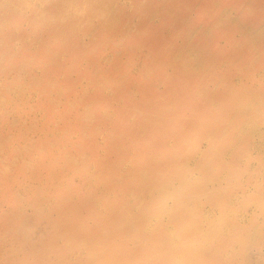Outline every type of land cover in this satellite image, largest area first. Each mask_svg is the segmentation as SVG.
Returning a JSON list of instances; mask_svg holds the SVG:
<instances>
[{"label": "bare ground", "instance_id": "bare-ground-1", "mask_svg": "<svg viewBox=\"0 0 264 264\" xmlns=\"http://www.w3.org/2000/svg\"><path fill=\"white\" fill-rule=\"evenodd\" d=\"M128 1L136 12L145 16L146 24L141 25L145 27L140 31L138 38L134 37L133 40L139 49L146 46L151 50L149 53L151 56L146 61V68L150 71L149 75L147 74V78L142 74L130 75L126 80L127 75L125 74L128 72L120 70L118 62L113 63V66L118 67L117 70L104 67L101 63L103 58H100L97 64L102 84L92 95L95 96V103L87 106L83 119L72 125L77 129L81 126L85 127L92 135L100 132L99 125H106L109 129L107 131L109 142L106 147H108L109 155L114 158L111 159V165L106 169L109 175L113 174L108 188L113 191L114 197L119 190V197L113 202L104 204L103 211L98 212L95 208L96 200L93 197L84 196L78 187L71 186L58 198L55 206L63 215L62 227L53 230L44 244L32 246L31 251L38 255V258L50 253L57 254L61 257L58 264H72L67 261L65 255L69 257L70 254L80 250L86 252L88 250V253L91 251L87 260L80 264H90V262L136 264L139 256L151 252L159 255L154 264L168 263L170 261L167 260L170 257L161 254L166 251L173 253L179 250L180 246L172 239L158 240L161 228L148 224L151 214L146 207L149 201L139 200L140 197L152 196L157 190L162 193L163 199L178 197L180 230L175 232L173 227L169 226L167 231H173L176 236L182 234L184 238L182 252L186 255V264H193L194 260L205 257L214 258L215 264H247L249 253L246 254V250H249L251 243L249 240L258 238L259 230L251 226L252 224H248L249 220L239 219L235 213L225 212L214 218L210 210L204 214L198 205L201 196L212 195L214 183H220L228 176L239 173V169L235 168L232 172L231 167H228L222 176L217 175L209 180L201 179L200 175L196 176V172L204 169V159H212L215 163L228 159L237 164L238 162L244 163L251 159L254 160V150L259 151L261 148L260 118L264 113V38L251 42L250 47L256 48L250 52L253 60L245 58L244 62L238 63L241 58L232 59L229 63L231 64L230 73L228 77H224L223 84L210 87L207 80H200V75L197 74L198 69L187 60L189 47L200 44L203 36L200 34L196 41H191L190 37L194 32L191 27L202 22V30L211 33H214V30L217 32L227 29L231 26V21L224 18L228 16L224 14L228 2L225 0L162 1L161 9L164 16L161 19L160 28H155L147 23L148 16L144 14V11L147 7H155L158 0ZM245 1L242 6H245V10L249 12L254 13L259 9H264V4H262L264 0ZM118 2L119 0H47L41 7L31 10L33 13L31 20L35 23L34 28L44 25L48 27L49 32L58 38L52 44L51 49L56 50L55 54L64 53L77 67L81 59L87 55V44L82 41L77 31L80 8L103 11V5L116 6ZM238 3L242 4L237 2L232 6L241 7ZM256 4L259 8L255 6ZM28 8L27 0H24L20 6L9 3L5 7L7 15L0 18V26L9 24V22L16 23L13 17L18 18V24L21 23V14ZM194 10L195 13L191 14ZM219 10L221 12L216 15ZM117 14L124 15V10L120 6L117 8ZM107 19L108 17L105 18ZM167 28L172 29L171 39L164 37ZM120 29L121 27H115L114 31L117 32ZM244 30H250V28ZM177 37L185 40V47H180L174 42ZM204 41L208 42L209 39L206 41L205 36ZM22 53L26 54V51ZM206 54H208L207 51ZM206 59L210 60V57ZM4 60L3 56L0 64L4 63ZM10 65L11 62H7V66ZM234 65L237 69L232 72ZM169 66L172 67L171 73L167 72ZM27 68L29 66H24V69ZM22 74H19V77ZM232 74L239 76L234 78L236 75ZM153 76L158 79L152 80ZM157 81L163 83L162 89L155 85ZM246 81L255 82V85L248 87L245 85ZM104 89L110 91V98L100 97L106 96ZM134 91L140 93L141 98L138 103H135L131 96ZM125 96H129V102L125 98L122 99L124 108L120 114L102 115L96 112L97 103L112 105L117 97ZM127 104L140 111L139 116L142 119L136 122L138 127L134 126L133 121L128 118ZM65 115L61 114L60 118ZM141 122L144 124L139 126ZM90 136L82 139L83 150L77 149V158L66 153L69 163L85 160L87 156L85 153L97 152L98 145L88 144L91 142ZM172 138H178L181 141L178 147L168 143V140ZM136 141L146 164L141 168L124 171L126 169L118 166V163L127 156ZM87 148L92 151L88 152ZM192 150L194 152L191 154ZM159 152H162V156ZM100 160L108 163L105 158ZM117 171H123V178L119 184L114 175ZM243 171L244 168L241 172ZM175 180L180 182V190L179 187L174 186ZM135 182L141 185L138 195L130 189ZM209 182H211V188L208 187ZM234 197H236L235 194L231 196V200ZM226 200L229 199L226 197ZM217 207L225 208L222 204ZM18 208L19 206H15V209ZM134 209H137V212H134ZM83 210L87 212V215L95 218L93 225L87 224ZM166 212L172 216L175 209L169 208ZM30 217L26 214L19 215L21 224L19 223L20 225L16 227L18 234H26L21 227ZM206 225L210 227L209 230L206 229ZM148 232L156 238L155 241L147 238ZM59 234L64 239L62 246L56 242ZM198 242L205 245L213 242V246L202 254L191 256L192 247ZM145 243L154 244V250ZM165 245L168 247L166 248ZM237 245L239 247L236 250L234 246ZM42 262L48 264V261L44 259ZM23 264H32V262L27 260Z\"/></svg>", "mask_w": 264, "mask_h": 264}, {"label": "rangeland", "instance_id": "rangeland-1", "mask_svg": "<svg viewBox=\"0 0 264 264\" xmlns=\"http://www.w3.org/2000/svg\"><path fill=\"white\" fill-rule=\"evenodd\" d=\"M23 1L0 0V18L7 15L5 7L9 3L20 6ZM27 1L29 8L21 14V23L18 24V18L13 17L16 23L9 22L0 26V60L3 56L5 57L4 63L0 64V264H23L27 260H31L32 264L35 260L37 263L34 264H43V259L48 261V264H58L61 257L57 254L50 253L38 258V255L31 251L32 246L44 244L53 230L62 227L63 215L55 208L58 198L71 186H75L84 196L93 197L96 200V210L101 212L104 204L113 202L119 197V190L114 197L113 191L108 188L113 174L109 175L106 169L111 165V159L114 157L109 155L108 147H106L109 142L107 126L99 125L100 132L96 135H92L85 127L81 126L80 129L72 127L83 119L87 112L86 107L95 103V96L92 95L102 84L97 63L100 58H103L101 63L104 67L118 70V67L113 66V63L118 62L120 70L128 72L125 74L126 80L130 75L138 74L147 78L150 71L146 68V61L151 56L149 55L151 50L146 46L139 49L133 40L134 37L138 38L140 31L145 27L141 25L146 23L145 16L136 12L128 0H119L116 6L103 5V11L80 8L77 31L82 41L87 44V55L76 67L64 53L55 54L56 50L51 49L58 38L49 32L46 25L33 27L35 23L31 20L33 16L31 10L41 7L47 0ZM162 1L165 0H158L155 7H147L144 11V14L148 16L147 23L155 28H160V22L164 16L161 9ZM225 1L228 3L224 14L228 16L224 18L231 21V26L223 31L215 32L214 30V33L202 30V22L191 27L194 31L190 37L191 41H196L200 34L203 36L200 44L189 47L187 60L198 69L197 74L200 75V80H207L210 87L223 84L224 77H228L230 73L231 64L229 63L232 59L241 58L238 63L244 62L245 58L253 60L250 52L256 48L250 47L251 42L264 38V9L252 13L242 6L245 0ZM237 2L242 3H238L241 7L232 6ZM118 6L124 10V15L117 14ZM255 6L259 8L258 4ZM220 12L219 10L216 15ZM194 13L195 10L191 14ZM106 17L110 21L107 22ZM115 27H121V29L116 32ZM247 28L250 30H244ZM171 36L172 29H165L164 37L171 39ZM205 36L206 41L209 39L208 42L204 41ZM174 42L180 47L186 46L182 37H177ZM23 51H26V54H23ZM205 56L210 57V60ZM7 62H11V65L7 66ZM24 66L29 68L24 69ZM236 69L237 66L234 65L232 72ZM171 71L172 67L169 66L167 72L171 73ZM19 74L22 76L19 77ZM151 78L158 79L155 76ZM251 82L246 81L245 85L248 87L255 85V82ZM155 85L159 89L163 88V83L160 81H157ZM103 92L107 97H100L110 98L109 90L104 89ZM131 96L135 103L140 102L141 96L138 91H134ZM124 98L129 102V96L117 97L112 105L99 102L98 108H95L96 112L102 115L107 113L118 115L124 108L122 105ZM126 106L129 120L138 127L136 122L142 119L139 116L140 111L130 104ZM61 114L66 115L60 118ZM260 119V136L263 146L261 145L260 152L258 149L254 150V160L237 164L230 159L221 163L204 159V169L196 172V176L200 175L201 179L209 180L217 175L222 176L228 167H231L232 172L235 168L239 169V173L228 176L220 183H214L212 195H206L208 200L205 199L206 196H201L198 205L204 214L210 210L214 218L225 212L235 213L239 219L249 220L248 224H252L251 226L259 230L258 238L249 240L251 243L246 254L249 253L251 257L249 258L248 254L247 264H264V113ZM143 124L141 122L139 126ZM152 132H154L153 129ZM89 135H91V142L88 144L98 145L97 152L85 153L87 155L85 160L69 163L66 153L77 158V149L83 150L82 139ZM180 142L178 138L168 140V143L176 147ZM87 150L92 151L89 148ZM193 152L194 150L191 154ZM159 155L162 156V152H159ZM102 158L107 159L108 163L101 161ZM145 164L146 160L140 154L136 141L134 147L118 163V166L127 171L131 168H141ZM242 168H244L243 172H241ZM122 172L114 173L117 184L122 181ZM140 186L135 182L130 189L138 195ZM174 186L181 189L178 180L174 181ZM208 187L211 188V182L208 183ZM26 188L29 189L26 190ZM234 194L237 198L234 197L231 200ZM139 200L149 201L146 207L151 214L148 224L161 228L158 240L172 239L180 246L179 250L173 253L166 251L161 254L170 257L167 260L170 262L165 264H186V255L182 252L184 242L182 234L176 236L173 231H167L169 226H172L175 232L180 230L178 197L163 199L162 193L156 190L152 196L140 197ZM219 200L224 204L219 203ZM220 204L225 206L226 210L223 207H217ZM15 206L19 208L15 209ZM169 208L175 209L172 216L166 212ZM134 212H137V209H134ZM20 214L31 216L21 227L26 233L24 235L18 234L16 228L21 224ZM83 214L86 216L87 224L95 223V218L87 215L85 210ZM37 216H39L38 219ZM209 228L206 225V229L209 230ZM31 229L34 231L29 232ZM147 238L150 241L156 240L151 232L147 233ZM56 242L59 246L63 245L64 239L61 234L58 235ZM145 244L154 250V244ZM212 246L213 242L208 245L198 242L192 247L191 256L202 254ZM238 247L239 245L234 246L236 250ZM90 253L88 250L87 252L80 250L65 257L72 264H80L87 260ZM158 258V254L151 252L139 256L136 264H154ZM90 264L98 263L90 262ZM193 264H215V259L212 257L196 259Z\"/></svg>", "mask_w": 264, "mask_h": 264}]
</instances>
